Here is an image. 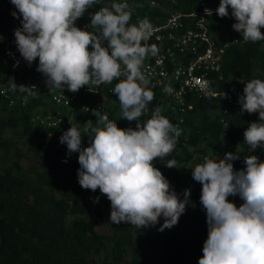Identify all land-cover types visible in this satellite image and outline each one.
Wrapping results in <instances>:
<instances>
[{
	"label": "clouds",
	"instance_id": "obj_1",
	"mask_svg": "<svg viewBox=\"0 0 264 264\" xmlns=\"http://www.w3.org/2000/svg\"><path fill=\"white\" fill-rule=\"evenodd\" d=\"M11 3L22 16V27L14 33L18 51L29 65L38 58L37 71L46 77L49 89L77 92L84 86L99 88L119 80L113 92L121 118L137 122L135 130L121 129L106 114L93 110L96 126L86 130L90 146L82 148V135L74 126L63 133L60 143L67 145L69 154L79 153L81 187L93 192L99 189L107 196L112 224L124 222L141 229L156 225L163 217L160 231L176 225L189 202L190 189L181 200L153 162L174 150L180 131L159 107L146 123L138 122L154 99L150 80L142 71L146 57L158 52L155 44L142 43L153 35V25L147 18L129 24L132 13L127 3H112L92 13L94 32L75 22L99 0ZM229 6L236 20L233 28L244 41L264 40V0H220L217 15L227 17ZM10 90L37 95L35 86L17 85L13 79ZM164 91L171 94L173 89L166 86ZM243 91L241 111L259 113L260 122L250 123L244 132L245 143L254 152L264 147V81L252 79ZM239 158L232 152L219 160L205 156L191 171L193 179L202 184L200 200L209 233L199 264H264V162L250 155L244 158L246 171H236L231 161ZM176 165L175 159L165 164L168 168ZM230 195H239L243 204L237 207L227 199Z\"/></svg>",
	"mask_w": 264,
	"mask_h": 264
},
{
	"label": "trees",
	"instance_id": "obj_2",
	"mask_svg": "<svg viewBox=\"0 0 264 264\" xmlns=\"http://www.w3.org/2000/svg\"><path fill=\"white\" fill-rule=\"evenodd\" d=\"M172 1L174 3H172ZM127 3L131 10L129 24L147 18L155 26L165 17L163 9L180 13L202 11L201 3L217 10L220 0H99L98 5L86 10L75 24L83 22L90 26L91 14L105 3ZM151 2L158 4L151 6ZM221 18L217 12L206 16L208 28L217 44L226 39L243 38L233 28L236 20L231 15ZM13 12L17 13L16 18ZM20 16L11 0H0V34L15 39V30L22 27ZM264 33V28H261ZM264 40L233 45L226 49L219 74L213 76L218 91L230 84H242L252 79L264 81ZM18 48V47H17ZM91 50V48H90ZM17 80L10 65L0 54V86L9 89L8 83ZM10 91V90H9ZM44 98L34 97L26 107H8L0 97V264H101L94 257L103 255L108 264H122L128 255V264H199L203 246L208 238L206 210L200 197L202 184L195 181L191 171L207 156L216 160L232 152L239 156L231 161L234 170L246 171L244 158L256 155L264 162V147L249 151L240 137L252 122L259 121V113L234 111L225 101L192 97L193 108L180 123L169 112L166 118L180 131L174 150L153 164L169 181L172 190L185 192L190 189L189 202L176 225L167 230L166 246L161 245L162 217L154 226L141 228L144 240L133 239V225L110 221L111 202L99 189L93 192L81 187L78 181L79 153L67 157V145L60 137L69 128L60 126L54 139L46 131L30 122V117ZM210 113H214L211 115ZM118 107L108 112V117L121 129H127L128 121L121 118ZM148 118H139L146 123ZM84 121H76L77 129ZM137 122L133 124L135 130ZM82 135V148L90 146L89 139ZM202 144V147L200 145ZM246 146V151L241 150ZM197 155V156H196ZM27 169L22 161L32 162ZM175 159L178 168L165 166ZM67 161V162H65ZM177 194V193H176ZM178 197L183 198L177 194ZM99 197V202H94ZM108 228V235L99 234L97 228Z\"/></svg>",
	"mask_w": 264,
	"mask_h": 264
},
{
	"label": "built area",
	"instance_id": "obj_3",
	"mask_svg": "<svg viewBox=\"0 0 264 264\" xmlns=\"http://www.w3.org/2000/svg\"><path fill=\"white\" fill-rule=\"evenodd\" d=\"M157 5L151 2V6ZM201 7L202 11L188 14L163 9L165 17L153 26L154 31L150 39L142 42L148 46L155 44L158 52L154 56L149 54L143 63L142 71L150 80L149 87L154 92V99L140 118L150 119L152 112L159 107L163 116L166 117L172 112L175 120L181 123L184 116L193 108L192 97L209 99L221 97L227 104L222 110L223 113H227L228 107L236 112L241 108L239 98L243 96V92L238 84H230L221 92L212 84L213 76L221 71L226 49L243 44V38L226 39L222 44H217L208 28L206 18L216 10L206 8L204 3H201ZM80 28L88 30L89 26L83 22ZM0 54L2 59L9 63L11 72L16 74L15 83L35 86L37 91L35 96L11 91L10 81L9 89L0 86V97L10 108L26 107L34 97L44 98L33 110L30 122L43 128L49 139L55 138L60 126L69 128L74 126L76 121L86 122L93 117L97 119L93 110L107 116L115 107L121 110L118 96L113 92L119 80L101 85L99 88L93 85L84 86L77 92H71L67 88L64 92L57 88L49 89L46 77L37 71L38 58L29 65L20 55L13 37L0 34ZM124 78L121 76L119 79ZM166 86L172 87L171 94L164 91Z\"/></svg>",
	"mask_w": 264,
	"mask_h": 264
},
{
	"label": "rangeland",
	"instance_id": "obj_4",
	"mask_svg": "<svg viewBox=\"0 0 264 264\" xmlns=\"http://www.w3.org/2000/svg\"><path fill=\"white\" fill-rule=\"evenodd\" d=\"M106 6L109 7V3H105ZM93 32L95 31V29H92ZM262 47L264 48V44L262 45ZM240 87H242V84H238ZM211 115H213L214 113H210ZM133 124H134V121H128L127 123V128H132L133 129ZM96 126V119L93 117L90 121H86L84 123V126L82 128H79L78 131H80V133H84L85 134V139H89L87 136H88V132L86 130H90L92 127H95ZM75 127V126H74ZM240 142H241V145L245 144V137H244V134L241 135L240 137ZM200 147H202V144L200 145ZM241 150L243 152L246 151V146H241ZM72 155L68 153V150H67V157H70ZM197 156V155H196ZM216 160H218L216 158ZM40 163V161L38 159H34L31 163L28 162V161H22L21 162V166L24 168V169H27L31 164H35V165H38ZM177 165H178V162H177ZM176 165V166H177ZM175 193L179 194L183 199H184V194L183 192L181 191L180 188H178ZM227 199L230 201V202H233L237 207H240L242 204H243V200L240 198L239 195H236V196H229L227 197ZM188 201H189V198H188ZM164 223V218L162 217V225ZM96 232L99 233V234H104V235H108L110 233L109 229L108 228H97L96 229ZM133 239L135 241H142L144 240V235L140 232V229L136 228L134 225H133ZM166 243H167V230L164 229L163 231H161V245L164 247L166 246ZM94 259L98 262V263H101V264H108V262L104 259L103 255H100V256H95ZM129 256L127 255L124 259V261L122 262V264H128L129 263Z\"/></svg>",
	"mask_w": 264,
	"mask_h": 264
}]
</instances>
